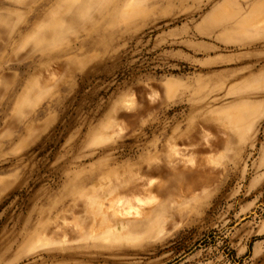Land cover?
<instances>
[{"label":"rangeland","instance_id":"374dc122","mask_svg":"<svg viewBox=\"0 0 264 264\" xmlns=\"http://www.w3.org/2000/svg\"><path fill=\"white\" fill-rule=\"evenodd\" d=\"M0 264H264V0H0Z\"/></svg>","mask_w":264,"mask_h":264},{"label":"crops","instance_id":"0c3cea01","mask_svg":"<svg viewBox=\"0 0 264 264\" xmlns=\"http://www.w3.org/2000/svg\"><path fill=\"white\" fill-rule=\"evenodd\" d=\"M153 216H155L154 211L153 212H150V214L147 217L143 218V219H134V220H131V221L126 222V225L127 226L138 227V226H141L144 223L145 219H148L149 220Z\"/></svg>","mask_w":264,"mask_h":264},{"label":"bare ground","instance_id":"6f19581e","mask_svg":"<svg viewBox=\"0 0 264 264\" xmlns=\"http://www.w3.org/2000/svg\"><path fill=\"white\" fill-rule=\"evenodd\" d=\"M115 203V202H114ZM140 203V202H139ZM116 204V203H115ZM112 206V205H111ZM114 206V205H113ZM122 207H123V205H122ZM131 208H129V210L127 209V210H124L123 212H121V214H123V216L125 217V219H127V217H128V215L129 214H132V209L134 210V209H137V208H132L131 210H130ZM139 209V208H138ZM131 211V212H130ZM135 211V210H134ZM137 211V210H136ZM135 211V213H137V216L136 217H134L135 219L136 218H142V216H143V214H144V212H142L141 210H138L137 212ZM103 213V212H102ZM130 216V215H129ZM128 218H130V217H128ZM132 219V218H131Z\"/></svg>","mask_w":264,"mask_h":264}]
</instances>
